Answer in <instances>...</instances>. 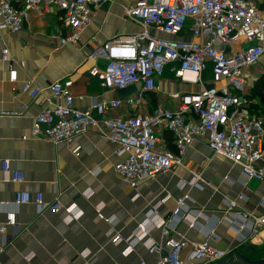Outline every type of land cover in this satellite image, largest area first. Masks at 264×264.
<instances>
[{"label":"crops","instance_id":"crops-1","mask_svg":"<svg viewBox=\"0 0 264 264\" xmlns=\"http://www.w3.org/2000/svg\"><path fill=\"white\" fill-rule=\"evenodd\" d=\"M135 2L109 0L101 6L81 33L82 43H60L66 28L56 6L48 13L32 12L19 32L0 31V226L10 211L16 213L17 220L15 227H7L0 264L153 262L156 256L148 250L147 242L162 240L161 223L169 224L171 235L178 239L203 242L209 237L218 249L229 254L248 243L264 242V228L251 234L249 225L237 217L239 213H264V182L248 179L239 166L214 154L206 139H197L173 172L141 180L135 189L115 171L116 163L125 157L118 155L120 145L100 129L92 127L87 133L58 144L32 136L36 116L52 107L50 86L54 81H73L70 91L76 108L88 107L93 99L107 102L124 98L118 90L103 88L101 78L90 73L93 68L102 70L106 63L91 57V52L97 45L143 30L139 22L124 13V8ZM250 2L264 10V0ZM155 35L169 38L160 32ZM4 49L8 60L3 59ZM11 71L16 73L14 81ZM245 75L247 86L248 80H253L249 107L260 113L264 111V87H259L264 77L262 68L251 67ZM211 78L208 69L202 77L205 85L185 84L167 70L158 80L156 91L140 96L137 86L133 95L140 99L141 108L137 110L174 108L172 93L196 92L210 85ZM28 81L42 89L37 98L22 91ZM169 133L163 132L162 146L176 150L174 139L167 142ZM77 148L79 155L74 152ZM5 159L22 173L21 182H12L11 175L2 170ZM195 175L199 176L197 183L189 184ZM18 192L33 196L41 193L45 203L59 200L62 207L55 212L40 210L34 202L17 204ZM185 194L190 196L186 206L191 216L175 220L177 200ZM71 206L75 207V219L70 221L65 208ZM142 224H148L145 238L135 239L133 250L128 251V240L138 235ZM115 234L121 235L116 243L112 241Z\"/></svg>","mask_w":264,"mask_h":264},{"label":"built area","instance_id":"built-area-1","mask_svg":"<svg viewBox=\"0 0 264 264\" xmlns=\"http://www.w3.org/2000/svg\"><path fill=\"white\" fill-rule=\"evenodd\" d=\"M107 2L0 0V31L19 32L32 12L48 13L56 6L66 28L60 43H82L81 33L92 23L95 11ZM124 13L144 28L92 50L91 57L106 62L105 69L90 70L93 76L101 78L103 88L117 91L136 85L140 88L138 95L142 96L157 90V82L167 70L182 83L205 85L202 77L208 69L212 73V88L204 86L196 92L172 93L174 108L157 106L150 111H138L140 99L129 96L107 102L93 99L81 109L74 107L70 91L73 81L59 79L50 86L52 107L36 116L32 136L58 144L83 135L92 127L100 129L120 145L118 155L125 157L116 163L115 171L135 189L141 180L173 172L199 138L206 139L214 154L239 166L248 179L264 182V111L255 113L250 109L245 75L246 69L257 66H261L264 74V10L250 0H136L124 8ZM157 32L169 38H158ZM7 52L3 50L4 60H8ZM14 80L16 73L11 71V81ZM22 91L32 98L42 93L32 81L24 83ZM131 107L136 110H128ZM164 131L172 134L176 150L162 146ZM74 152L79 155V148ZM1 164L12 182L23 180L22 173L11 167L10 160ZM198 177L195 175L189 184L195 185ZM185 186L183 183L181 188ZM188 200V194L177 200L173 219L191 216L186 206ZM30 202L40 210L56 212L62 207L59 200L45 203L41 193L34 196L29 192L16 193L15 203ZM74 208H65L70 221L75 219ZM100 217L111 222L103 214ZM237 217L249 225L251 234L264 228V213H239ZM192 223H196L195 218ZM16 224V213L8 212L6 222L0 226V250L6 247L3 239L7 227ZM139 227L138 235L128 240V251L133 250L135 239L145 238L148 224ZM159 228L162 240L147 242L155 261L141 260L138 264H213L229 255L209 237L203 242H192L172 236L169 224L161 223ZM120 239V234L112 237L115 243Z\"/></svg>","mask_w":264,"mask_h":264},{"label":"rangeland","instance_id":"rangeland-1","mask_svg":"<svg viewBox=\"0 0 264 264\" xmlns=\"http://www.w3.org/2000/svg\"><path fill=\"white\" fill-rule=\"evenodd\" d=\"M105 68H106V63H105V66L103 69H105ZM247 70L248 69H246L245 71H247ZM252 86H253V80H252V78H250L248 80V90ZM118 91H119V93L122 94V96H124V98H127L129 96H133L136 93L137 86L132 85V86H129L128 88L120 89ZM238 252H240L241 254H243L244 256H246L249 259H262V258H264V242H262L261 244H258V245H253L251 243H248L245 246H243Z\"/></svg>","mask_w":264,"mask_h":264},{"label":"water","instance_id":"water-1","mask_svg":"<svg viewBox=\"0 0 264 264\" xmlns=\"http://www.w3.org/2000/svg\"><path fill=\"white\" fill-rule=\"evenodd\" d=\"M206 89H211L210 85L205 86ZM213 264H264V258L262 259H249L240 252H232L224 259L215 262Z\"/></svg>","mask_w":264,"mask_h":264},{"label":"trees","instance_id":"trees-1","mask_svg":"<svg viewBox=\"0 0 264 264\" xmlns=\"http://www.w3.org/2000/svg\"><path fill=\"white\" fill-rule=\"evenodd\" d=\"M260 86H261V88L264 87V77H263V80L260 81L259 87ZM253 112H255V111L253 110ZM168 135H169V137H167V142L170 144L173 141V136L171 133H169Z\"/></svg>","mask_w":264,"mask_h":264},{"label":"bare ground","instance_id":"bare-ground-1","mask_svg":"<svg viewBox=\"0 0 264 264\" xmlns=\"http://www.w3.org/2000/svg\"><path fill=\"white\" fill-rule=\"evenodd\" d=\"M189 78L193 79V77H189ZM256 241H258V239Z\"/></svg>","mask_w":264,"mask_h":264}]
</instances>
